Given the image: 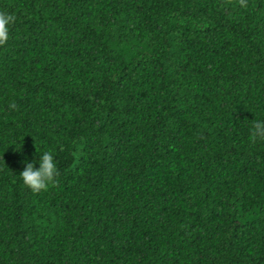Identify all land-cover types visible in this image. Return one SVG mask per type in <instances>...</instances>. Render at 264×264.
Instances as JSON below:
<instances>
[{"label":"trees","instance_id":"obj_1","mask_svg":"<svg viewBox=\"0 0 264 264\" xmlns=\"http://www.w3.org/2000/svg\"><path fill=\"white\" fill-rule=\"evenodd\" d=\"M0 11V264H264V0Z\"/></svg>","mask_w":264,"mask_h":264},{"label":"clouds","instance_id":"obj_2","mask_svg":"<svg viewBox=\"0 0 264 264\" xmlns=\"http://www.w3.org/2000/svg\"><path fill=\"white\" fill-rule=\"evenodd\" d=\"M13 23L14 17L11 14L0 11V45H4L9 40ZM251 134L254 138L264 139V119L254 121ZM22 148L18 150H22ZM24 163L26 167L19 176L24 185L33 192L39 193L42 190H47L50 185L56 182L59 170L53 151L39 152V154H36V158L32 160L25 157Z\"/></svg>","mask_w":264,"mask_h":264}]
</instances>
